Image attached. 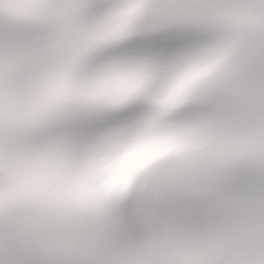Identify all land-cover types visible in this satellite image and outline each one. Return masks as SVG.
Returning a JSON list of instances; mask_svg holds the SVG:
<instances>
[{
  "label": "snow or ice",
  "instance_id": "1",
  "mask_svg": "<svg viewBox=\"0 0 264 264\" xmlns=\"http://www.w3.org/2000/svg\"><path fill=\"white\" fill-rule=\"evenodd\" d=\"M0 264H264V0H0Z\"/></svg>",
  "mask_w": 264,
  "mask_h": 264
}]
</instances>
